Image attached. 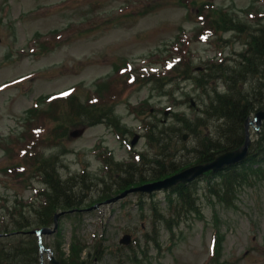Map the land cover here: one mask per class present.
Listing matches in <instances>:
<instances>
[{"label": "rangeland", "instance_id": "374dc122", "mask_svg": "<svg viewBox=\"0 0 264 264\" xmlns=\"http://www.w3.org/2000/svg\"><path fill=\"white\" fill-rule=\"evenodd\" d=\"M114 1L0 0V137L20 133V121L27 118L39 98L73 92L79 100L88 102L103 83L106 91L114 94L116 114L123 125L113 129L106 123L70 124L69 133L82 127L85 133L79 137L68 134L61 145L48 151L59 154L56 165L63 178L75 176L74 199L83 210L77 215H64L60 229L44 235L53 252L41 254L38 262L51 264L50 258H57L58 239L62 242L58 249L66 256H70L73 239H80L89 250L99 241L106 249L99 261L88 264H264V161L255 163L251 180L227 199L209 192L216 176L205 175L190 183L194 210L186 208L180 198L170 197L173 190L130 193L116 200V186L109 194L114 197L106 198V203L87 205L94 195L104 192L101 177L113 183L97 153L113 157L110 165L116 178L121 168L115 161H124V165L132 164L128 169L134 173V180L145 178L149 183L157 180L155 175L160 172L158 164L149 161L167 140L181 159L192 156L196 135H191L184 123H194L190 118L202 114L205 90L212 94L214 88H224L221 74L203 77L198 86L194 76H200L198 72L212 58H225L228 63L237 57L244 49L239 29L244 35L251 31L250 24H264V0H118V6L123 4L119 10L104 12V5ZM138 2L145 3L138 7ZM221 14L235 18L237 25L216 27V34L213 26H217ZM111 17L114 22L105 21ZM73 24H77L75 28ZM228 27H236L237 32ZM57 29L62 32L56 52L44 56L49 52L36 49L34 41L38 34ZM123 62L124 78L105 83L114 66ZM185 75L189 78H183ZM39 106L46 108L44 103ZM148 123L151 133H146ZM48 125L53 124L48 120ZM255 125L250 128L253 140L260 131ZM183 134H189L188 140L182 139ZM136 135L140 138L132 146ZM1 147L0 205L11 206L16 198L32 200L36 193L31 189L39 188L40 182L8 178L2 168L12 165L19 156H9ZM138 154L144 155V161L132 157ZM171 165L167 161L162 167ZM85 169L87 173L83 174ZM229 199L233 204L226 203ZM5 209L1 207L0 211ZM153 227L158 232L152 231ZM147 231H152L155 241H146ZM126 233L133 236L132 248L121 247L120 239ZM72 255L83 261L87 250L81 256L76 248Z\"/></svg>", "mask_w": 264, "mask_h": 264}, {"label": "trees", "instance_id": "16d2710c", "mask_svg": "<svg viewBox=\"0 0 264 264\" xmlns=\"http://www.w3.org/2000/svg\"><path fill=\"white\" fill-rule=\"evenodd\" d=\"M228 24L237 25L235 18H227L221 14V17L216 21L219 29L225 28ZM228 28L237 30L236 27ZM239 31L241 32L242 29H239ZM245 40L248 46L244 52L240 53L241 59L237 65L208 64L202 76L195 77L198 83L201 82L203 77H213L217 73L221 74L225 91L222 93L215 91L211 96L207 92V103H205L202 115L196 117L194 123L187 120L184 123L185 128H189L191 134L196 135L191 157L181 159V155L172 152L173 149L169 140H167L164 148L157 151L155 157L149 161L150 163H157L160 168V172L155 175V178L153 177L154 179L184 169L194 163L212 161L219 154L237 149L244 144L246 120L264 107V26L251 30L246 34ZM71 105H74L73 112L81 120L85 117L90 121L93 120L90 116L98 115V119H101L103 115L113 117L111 106L100 108L96 106V109H91L75 98ZM256 156H263L262 158H264V123L261 131L257 133V137L251 144L249 163L246 162L240 164L242 166L234 165L227 168L220 176L219 184L209 186V192L221 200L227 199L228 195L236 193L239 187L246 184L254 175L253 162ZM173 158L174 163L171 165ZM167 161L171 166L168 169H163L162 166ZM128 168H132V164L124 165V189L146 180L145 178L134 180L131 176L134 173ZM49 180L55 191L53 202L54 200L58 202L60 199L64 202L67 199L65 205L70 204L72 196L65 190L64 183L58 182V179L54 177ZM188 185L180 184L174 187L170 197L180 198L185 201L186 208L189 207V210H194V194L189 190ZM226 203L233 204V201L229 199L226 200ZM53 205L56 207L55 204Z\"/></svg>", "mask_w": 264, "mask_h": 264}, {"label": "water", "instance_id": "95a60500", "mask_svg": "<svg viewBox=\"0 0 264 264\" xmlns=\"http://www.w3.org/2000/svg\"><path fill=\"white\" fill-rule=\"evenodd\" d=\"M256 119L258 121V124L260 125L262 120L264 119V109L256 113L255 120ZM250 123H253V121L247 123V128L250 125ZM82 132L83 131L81 130V131H78L77 133H74V134L80 135ZM138 138H139V136H137L135 138L133 143H135L138 140ZM250 144H251L250 133L247 129L246 142L242 148H240L238 150H234V151H228V152L220 155L219 157H217V159H215L212 162L195 165V166L188 168L184 171L176 173L173 176L167 177L166 179L159 180V181L149 183V184H145L141 187L125 191L122 196L125 197L128 193H130L132 191H136V190L153 192L154 190L172 187V186L177 185L181 182L192 181L195 178L205 174L209 170H214V171L219 170L226 165L233 164L235 162L242 160L244 157L247 156V154L249 152ZM129 240H130V235H126L124 237V239L122 240V242L129 243Z\"/></svg>", "mask_w": 264, "mask_h": 264}]
</instances>
